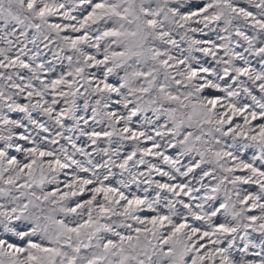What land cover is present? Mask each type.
Masks as SVG:
<instances>
[{"label": "snow or ice", "instance_id": "1", "mask_svg": "<svg viewBox=\"0 0 264 264\" xmlns=\"http://www.w3.org/2000/svg\"><path fill=\"white\" fill-rule=\"evenodd\" d=\"M0 264H264V0H0Z\"/></svg>", "mask_w": 264, "mask_h": 264}]
</instances>
